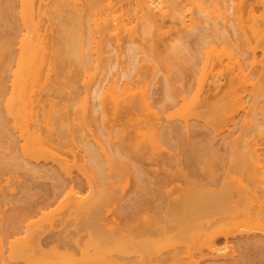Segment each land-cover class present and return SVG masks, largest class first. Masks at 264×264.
Masks as SVG:
<instances>
[{
    "label": "bare ground",
    "instance_id": "1",
    "mask_svg": "<svg viewBox=\"0 0 264 264\" xmlns=\"http://www.w3.org/2000/svg\"><path fill=\"white\" fill-rule=\"evenodd\" d=\"M262 4L264 7V2ZM117 5L118 0H0V264H63L64 258L71 260L70 255L75 252L85 256L90 254L89 247L96 251L97 247L98 249L101 247L99 245L105 243L121 249L123 258L125 257L128 261L127 264H173L174 262L176 264V261L181 263L180 259L184 258L185 253L191 255L190 250L195 247L200 250V255L204 256L198 264H264V235L241 231L242 227L238 226L240 223L247 224L243 227L248 226L250 221L246 219H252L250 223L257 218L264 219V188L261 189L258 186L264 187V179L260 178L262 173L260 177L258 176L259 178L254 176L253 181L243 186L240 192H237L230 182L228 183L219 175L211 178L206 185L191 184L188 188L176 190L174 194L171 191L165 193L154 191L151 184L159 186L161 183L167 184L171 177L168 176L169 174L162 176L157 172L153 174L151 171L150 173L154 175L153 181L148 179L145 181L142 178L141 189L123 209L127 215L126 219H131L132 223H129V227L133 236L126 238L122 234L123 237H120L121 232H116L115 227H112L113 230L104 231L93 223V220H98L99 215L102 214L99 208L103 201L115 193L117 182L112 178L116 182L115 185L111 176L112 181L106 182L107 177L101 173V162L96 146L89 140L81 142V154L85 163L84 167L80 168L78 176L73 175V165L69 163V160L57 157L55 150H58V145L63 144L66 139V125L62 120L64 113L69 111L78 113L82 128H87L89 113L91 118H94V113L98 112L99 106L96 107L98 104H94L97 101L94 97L97 99L99 96L103 105L106 102L113 103V113H130L140 105L143 108L146 106L149 114L156 116L155 118L162 113L158 114V111H155L153 103L151 106V100L149 102L152 97L149 94L151 86L147 84L150 88L146 87L139 80L140 78L138 82L143 84L142 89L149 88L147 93L151 96L150 98L146 91L142 94L143 91L138 90L141 86H137L138 92H135L136 88L132 84L133 92L138 95L140 92V96L130 95L129 82L125 83L126 86L128 85L126 90L125 84L121 88L120 81L118 82L116 78L112 81V86L109 84L107 88L109 90L106 89L103 95L100 94L101 89H97L100 92L93 91L92 96H88V93L82 101L79 91L80 79L84 80L82 83L84 87L90 81H95L94 74L103 63H100V59L104 51H99V48L100 45L103 47L108 37L112 38L115 35L116 39L122 33H127L129 39H134L132 37L134 32L127 27L131 22L129 19L131 14L135 19H145L151 24L142 27L143 35L152 34L154 27L156 32L158 29L163 31L162 23L168 17V19L179 20V24L186 29L196 26L199 22L196 20L200 19L199 15H193L194 11L190 12V16L184 15L185 11L181 16H176L175 13L170 14L166 0H134V4L128 11L117 8ZM162 31H160L161 35H164L166 32ZM252 32L256 38L264 41V13L260 17V22H256L252 27ZM132 52L134 53L135 50L132 49ZM120 59L118 55L117 60L120 61ZM133 60L135 57L131 59L132 62ZM152 65L154 66L153 63ZM91 70L97 72L91 74ZM80 73L83 74V78ZM123 76L127 77L125 74H122ZM154 77L155 75L150 78ZM214 80L208 81L209 85L218 83L216 80L213 83ZM244 81L246 84L252 83L247 79ZM237 82L232 80L229 83L237 84ZM202 83L203 81L199 89ZM253 85L256 88L259 82H253L250 87L253 88ZM215 86L217 90L218 87ZM245 88L248 89V87ZM245 88L243 90L246 91ZM85 90L87 93L90 89L85 88ZM235 90H237L235 95L232 94L233 91L229 93L231 90L228 92L233 99L231 107L234 103L236 106L238 102L246 113H252L251 109L248 112L244 106L249 108L246 101L251 102L253 95L246 97V101L243 102L245 99L241 101V96L239 97V94L242 95L239 86ZM64 95L70 97L72 101L70 104L64 101ZM207 99L205 96L201 100L203 103L205 100L209 105ZM197 101L200 103L199 97ZM210 102L213 104L212 101ZM220 105L222 106V103ZM218 106L219 104L216 105ZM223 107L225 108L224 105ZM109 108L111 109L110 104ZM218 108L221 111V107ZM230 109L231 112L237 110L236 107ZM159 128L162 130L161 126ZM153 129L150 133L155 131L152 134L159 136L154 137L156 141L157 138L164 139L161 132L165 135V129L162 131L159 129V132L156 127V130L153 131ZM152 134L150 136H153ZM154 141L153 143H156ZM20 157L23 160H20ZM50 159H53L54 163H50ZM107 160L108 165L114 167L119 162V157H107ZM22 169L24 172H21ZM10 171H14V175H11ZM142 174L149 175L145 171H142ZM257 174L259 172L255 175ZM45 177H52L60 183L66 182L70 185L72 192L68 198L66 197L70 200L66 204L69 209H74V214L78 216L76 219H81L79 221L75 219L77 222L73 221L75 225L81 226L74 233L72 231L69 233L66 226H64L66 228L57 227L64 228L68 233L56 228L55 230L47 229V231L44 226V228L40 226V220H37V217L47 216L44 210L55 205L56 201L64 196V190L60 188L39 195L37 189L43 187L40 180ZM77 181H86L90 185L91 192L88 196L85 195V199L84 196L82 197V189V191L78 189L76 191L74 187H71ZM250 185L254 188H250ZM237 195L242 202L241 208L235 200ZM60 200L57 201L58 204H61ZM143 209L152 214H140ZM241 217L243 220L238 221ZM99 222L101 221L97 223ZM90 223H93L95 227ZM101 224H98V227ZM237 227L240 229L238 230ZM82 231L86 233L88 231V240L87 234L86 237L84 234L80 235ZM168 233L172 236H182V239L178 238L180 241L187 238L186 241L183 240L186 244L181 241L183 246L187 245L186 250L179 246L168 250L159 249L157 246L158 249L154 250V245L157 243L155 239ZM71 264H81V261L74 260ZM86 264L96 263L88 260Z\"/></svg>",
    "mask_w": 264,
    "mask_h": 264
},
{
    "label": "rangeland",
    "instance_id": "2",
    "mask_svg": "<svg viewBox=\"0 0 264 264\" xmlns=\"http://www.w3.org/2000/svg\"><path fill=\"white\" fill-rule=\"evenodd\" d=\"M166 2L169 6V13H175L176 16H181L184 11L186 12L184 15L190 16V12L194 11L193 15H199L198 17H200L199 19L196 16L198 18L196 21L199 20L198 24L186 29L179 24V20L168 19V17L162 23L164 26L163 31L160 30L166 32L163 33L164 35H161L158 29L162 26L157 28V32L154 27L152 34L143 35L142 27L150 23L145 19H135L131 14L129 16L131 22L128 23L127 27L134 32L136 37L133 34L134 39H129L127 33H122V36H117L116 39L115 35L114 38L108 37L103 47L100 45L99 48V51H104V54L101 53L103 54L100 59L101 62L99 61L100 63L103 62L101 67H99V70L97 69L98 72L96 70L90 72L91 74L97 72L93 78L97 82L90 81L92 83L89 82L87 84L89 86L84 87V84H82L84 80L79 78L81 82L79 85L81 100L86 94L89 93L88 96H92L93 91L98 93L100 89L102 91L100 94L103 95L105 90L113 85L112 81L117 78V81H120V84H118L121 85V88L123 84L129 82L128 85L130 84L129 88L132 92L133 87L136 88V90L134 89L135 92L139 90L140 92L143 91V94L146 91L149 98L152 96L149 99V102L151 100V106L154 104L155 111L162 114L157 115V118H155L156 116L153 117L149 114L147 108H145L146 106L143 108L140 107L141 105L137 106L136 110H131L130 113H113V103L106 102L104 104L108 107L106 108L100 102L101 99L98 95L97 99L94 97V100H97V103L94 101V104H98L96 107L99 106L97 107L98 112L94 113V118H91V113H89V127L82 128L79 116H77L78 113H71L70 111L64 113L62 120L66 125V139L63 144L58 145V150H55L57 157L69 160V163L73 165V175L78 176L80 168H83L85 163L81 154L82 140H89L95 144L101 162V173L107 177L106 182L110 180L111 176V179L113 178L117 182V186L115 187V193L109 195L111 198L109 196L108 198L105 197L107 200L104 198L106 201H103L102 205H105L100 206L102 210L99 208L102 214L99 215L98 220H93V223L97 228L104 231L107 229L113 230L115 227L116 232H121L120 237H123L122 234L126 238L133 236L129 227L131 219H126L127 215L123 212L125 211L123 209L136 197L139 189H141L142 178L145 181L147 179L153 181L154 172L162 176L169 174L168 176L171 177L167 184L161 183L160 186L151 184L157 193H165L166 191L174 193L176 190L184 189V187L188 188L191 184L206 185L211 178L219 175L225 178L228 183L230 182L237 189V192H240L243 186L249 185L254 176L260 177V173H262L260 178L263 177L262 179H264V41L256 38L252 32V27L256 22H260V17L264 13L262 4L264 0H166ZM133 4L134 0H118L117 8L128 11ZM118 37L121 38L120 41ZM132 49L135 50L134 53ZM120 52H123L121 53L123 55ZM118 55L121 58L120 61L117 60ZM134 57L135 60L132 62L131 59ZM150 67H154V69ZM122 74L127 77H122ZM82 75L81 78H83ZM154 75L153 80L150 77ZM147 78L148 80H143ZM169 78L171 79L170 82ZM138 79L146 87L151 86L150 89L146 88L149 91L151 90V93H149L151 96L147 93V90L142 89L144 88L142 87L143 84L139 83ZM214 79L220 84L219 86L216 82L217 90L215 85L212 86L211 82V85L208 83V81ZM246 79L252 81V83L259 82V85L256 88L253 85L252 88L250 87L252 83L246 84L244 81ZM215 80L212 82L215 83ZM232 80L240 81L241 84L245 82L246 85L243 86L248 87V89L239 84L240 82H237V84L229 83ZM202 81L203 87L200 86L199 89ZM100 82L102 83L98 85ZM125 86L126 84L124 88L127 87ZM137 86H141V88L137 90ZM235 86H237V89L239 86L242 95L239 92L238 94L239 97L241 96V101L253 95L250 96L253 98L252 101L247 99L251 102L246 101V99L243 100L249 106V108L246 106L244 108L248 109V112L251 109L250 112L252 113H246L240 107L241 105H238L241 103L238 102L236 106L234 103L231 107L230 104H233V99L230 98L229 93L231 94L232 91V94L237 93ZM85 88L90 90L86 93ZM244 88L246 91L243 90ZM126 90H128V87ZM230 90L231 92H229ZM131 91H129L130 95L140 96V92L138 95V93H132ZM64 96V101L70 104L72 102L70 97L68 95ZM205 96L208 98L207 102L210 103H208L210 106L206 104L205 100L204 103L201 100ZM198 97L200 103L201 101L203 103L202 106L197 101ZM220 103H222V106ZM101 104L104 109L100 106ZM215 104H219L221 111L224 113ZM213 105H215V108ZM233 106L237 110L231 112L230 108L234 109ZM216 108L217 110H214ZM148 115L152 119L148 118ZM160 126L162 130L165 129V135H162L163 132H161ZM155 127L161 130V136H164V139L160 136L162 140L157 138L156 141L154 137L159 136L153 135L154 130H156ZM152 129L153 134L150 133ZM150 134L153 136H150ZM149 137L153 141L155 139L154 142L158 143L151 142ZM107 157H119V162L114 167H110ZM20 160H23V158L20 157ZM49 162L54 163L53 159H50ZM142 171L147 172L149 175H141ZM151 171L153 174L150 173ZM21 172H24L23 169ZM258 172L260 175H255ZM10 174L14 175V171H10ZM40 181L43 183V187L37 189L39 195H43L52 189L60 188L64 190L63 198H59L61 204L57 203L58 199L56 204L52 205L53 207L50 206L51 209L49 207V210H44L47 216L42 218L39 215L37 217V220H40V226H44L46 230H55V228L65 230L64 228L67 227L66 230H69V233L70 231L73 233L77 231L81 226L75 225L74 222L81 219H76L78 216L74 214V209H69L66 204L69 200L67 199L68 195L72 192L70 185L66 182L60 183L52 177H45ZM80 181L82 180L80 179ZM77 182L76 185L73 183L71 187H74L76 191L77 189L78 191L83 190L84 195L82 194V197L84 196L85 199L91 192L90 185L86 181ZM258 186L261 189L264 188ZM250 188H254L253 185ZM116 189L119 191L118 193H116ZM179 191L177 192L179 193ZM177 192L176 194H178ZM64 197H67V200ZM235 200L241 208L242 202L238 195ZM146 211L143 209L140 214L147 215L149 212ZM241 219L243 220V217L239 218L238 221ZM257 220L255 219L250 223L252 219H246V221H250L246 227L243 226L247 224L243 225L237 222L240 223L238 226L242 227L241 231L264 235V219L257 218ZM98 221H101L102 224L101 222L97 223ZM93 223H90L91 226H94ZM98 224L101 225L98 227ZM57 226L66 227L62 229ZM120 227L122 231L119 230ZM66 230L65 232H67ZM87 233L82 231L80 235L84 234L85 237L88 235V240L89 234ZM85 237L84 239H86ZM178 238L182 239V236H172L171 233H168L159 239H155L157 243L153 249L159 247V249L168 250L179 246V248L184 247L182 249L186 250L185 246L187 245L183 246L182 244L185 243L187 238H183L185 241L181 240L183 243ZM99 246L101 247L99 249L97 247L96 251L89 247L90 254L85 256L75 252L73 254L75 258L70 255L72 256L70 257L71 260L64 258L63 264H71L74 260L81 261V264H86L88 260L96 264L128 263L127 259L123 258L124 254H121V249L111 246L110 243ZM50 249L49 251H51ZM190 251L191 255L185 253L186 251L184 252L185 256L180 259L181 263H201L203 255H200V250L195 247ZM181 263L176 261V264Z\"/></svg>",
    "mask_w": 264,
    "mask_h": 264
}]
</instances>
